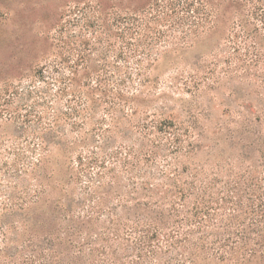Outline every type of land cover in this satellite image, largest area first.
<instances>
[{
  "label": "rangeland",
  "instance_id": "obj_1",
  "mask_svg": "<svg viewBox=\"0 0 264 264\" xmlns=\"http://www.w3.org/2000/svg\"><path fill=\"white\" fill-rule=\"evenodd\" d=\"M152 1L0 0V202L6 189L16 185L19 203H31L42 179L47 192L41 200L45 202L39 203L41 209L61 197H72L78 203L75 210L83 212L87 180L98 178L100 171L90 162L88 174L68 185L72 167L78 168V158L100 163L105 149L109 154L125 155L129 147L139 143L141 127L167 116L175 126L153 129L147 142L159 154L137 165L155 172L157 168L168 171L170 164L178 170L188 167L192 173L182 175L188 179L194 173L208 174L214 208L211 219L203 225L208 234L206 257L197 264H264V29L245 39L242 26L233 30L226 23L213 35L200 39L190 36L184 41L182 30L187 26L183 29L182 25L165 23L161 26L163 35L130 39L135 44L142 41L147 50L139 48L144 54L131 46L125 61L120 56L122 39H107L101 21H108V36L117 31L116 17L149 11ZM85 15L96 28L94 34L85 27ZM61 25L65 26L59 29ZM61 32L64 40L73 42L72 52L66 54L71 55L69 65L75 66L78 56L74 48L81 44L94 59L89 63L108 70L105 79L109 88L113 86L115 91L121 87L125 99L113 100L120 110L115 116L125 123L108 134L109 143L102 131L112 128L114 120L109 114L105 118L101 107L83 128L76 126L78 116L58 121L54 125L59 130L58 143L47 146L49 169H45L37 162L41 135L48 132L56 112L69 109L70 98L55 99L54 83L46 93L37 71L43 66L52 69L49 65L56 54L53 40ZM233 33L237 34L234 38ZM235 38L240 42L234 43ZM119 67L127 71L122 77L125 82L118 75ZM171 132L180 139L179 152H171L167 140ZM23 166H34L32 175L14 177L16 168ZM158 177L150 181L157 182ZM105 190L101 186L95 195ZM107 199L116 201L114 197ZM41 209L33 204L26 211L35 216ZM27 232L35 234V226L27 227Z\"/></svg>",
  "mask_w": 264,
  "mask_h": 264
},
{
  "label": "trees",
  "instance_id": "obj_2",
  "mask_svg": "<svg viewBox=\"0 0 264 264\" xmlns=\"http://www.w3.org/2000/svg\"><path fill=\"white\" fill-rule=\"evenodd\" d=\"M149 8V11L129 12L126 16L120 14L114 23L117 31L110 32L108 36V21H101L100 27L105 28L107 39L117 36L122 39L124 45L120 47V56H124L125 61L128 57L126 54L133 49L131 46H135L133 50H140V53L146 54L140 47L147 50L142 41L135 44L130 39L142 40L148 34L154 37L163 35L161 26L165 23L171 26L179 24L183 29L187 26L186 30H182L186 35L182 36L184 41L190 36L200 39L213 35L221 24L226 23L233 26V30L235 26H242L245 39L253 38L264 29V0H153ZM83 19L87 30H93L94 34L96 28L93 23L87 15ZM251 20L254 21L253 29L250 28ZM64 26L61 25L59 29ZM63 34L61 32L53 40L56 54L49 65L52 69L43 66L37 71V78L46 85V93H50V85L54 83L55 99L70 98L69 109L56 112L54 122L47 128L48 132L41 135L37 162L45 169H49L46 166L47 146L58 143L59 138L55 139L59 130L54 126L58 121L78 116L76 126L83 128L96 116L97 107H101L105 118L109 114L114 120L112 128L102 131L104 137L108 138L106 142L110 140L108 134L125 123V120L115 116L120 110L113 100L125 99L121 87L117 85L118 90L115 91L113 86L109 88L106 83L110 82L105 79L108 70L98 69L95 63H89L88 60L94 59L81 44L80 48L73 47L78 56L75 66L69 65L71 55L66 54L72 52L73 42L64 40ZM79 42L83 43L82 40ZM99 42L105 43L102 39ZM233 42L240 40L235 38ZM104 65H107L106 61ZM117 72L121 81L125 82L126 79L122 77L127 75V71L119 67ZM138 74L142 75L140 71ZM84 77L85 81L82 80ZM128 77L131 78V75ZM74 120L78 121L76 118ZM173 126L174 122L166 116L158 123L141 127L143 134L139 137V143L128 146L125 155L123 152L109 154L105 149L100 163L85 162L82 156L79 157L78 168L72 167L68 185L79 182L83 175L88 174L90 162L96 164L100 171L98 178L90 177L87 180L85 197L81 202L83 212L75 210L78 203H74L75 198L72 197H61L52 202L49 208H44L47 210L41 209L39 203L47 192L46 184L40 181L42 179L38 182L40 190L28 204L19 203L15 194L16 185L9 186L4 201L0 202V264H197L200 258L206 257L208 234L203 225L211 219L214 208L208 174L194 173L188 179L182 177L183 173L189 171L188 167L178 170L170 164L168 171L157 168L155 172L137 165L159 154L147 144L152 130ZM51 132L56 133L50 135ZM167 140L172 153L181 150L180 139L175 133L171 132ZM33 167L16 168L12 175L18 179L20 176H30ZM54 168L52 166L51 169ZM157 174L160 182L150 181ZM101 186L107 190L95 195L96 189ZM107 197H114L116 201L111 203ZM33 204L35 209H41L35 211V216L26 211ZM33 225L35 234L27 235V227ZM227 239L225 237L224 240Z\"/></svg>",
  "mask_w": 264,
  "mask_h": 264
}]
</instances>
